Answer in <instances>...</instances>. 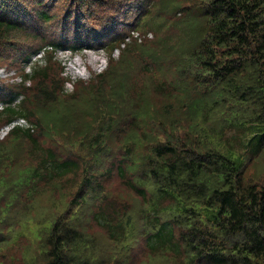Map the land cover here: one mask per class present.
<instances>
[{"label":"trees","instance_id":"obj_1","mask_svg":"<svg viewBox=\"0 0 264 264\" xmlns=\"http://www.w3.org/2000/svg\"><path fill=\"white\" fill-rule=\"evenodd\" d=\"M20 3L24 8L14 7ZM91 3L112 7L107 15H98L97 9L87 10ZM153 3H141L144 8L135 18L138 34L125 36L120 30L112 38L99 37L110 56L96 78L108 81V87L90 83L80 93L79 82L73 95L64 92L67 78L60 81L50 68L55 63L51 53L68 39L47 40L46 25L62 18L69 21L75 38L87 32L99 35L103 25H93L90 31L81 23L85 18L101 23L117 16L127 1L0 0V61H16L23 68L39 51L44 54L43 65L34 61L30 72L16 69L22 75L17 85L0 84L4 103L0 124L15 117L28 122L0 140V163L5 165L0 168V207L11 208L26 179L46 182L74 175L81 181L83 200V182L93 184L97 208L84 221L118 241L122 254L117 264L129 263L126 248L119 247L123 234L127 245L139 234L152 253L176 250L187 257V264H264V0H190L182 10L191 6L197 10L190 19L197 24L192 38L198 40L191 51L171 55L167 62L171 76L161 73L157 44L147 40L142 29L145 24L157 27L156 11L148 14ZM35 22L40 23L38 29L29 31ZM117 23L104 24L114 29ZM20 38L36 42L20 44ZM115 49H120L117 59L111 56ZM161 50L163 56L166 50L163 46ZM152 64L158 72L153 70L142 80L135 75ZM27 79L31 84L26 85ZM20 94L23 98L14 102ZM35 103L47 113L54 111L55 121H63L66 108L77 115L76 104L88 107L93 118L100 119L99 114L106 119L93 135L90 129L79 136L61 130L59 137L72 133L78 148L77 153L60 157L43 143H52L57 133L52 124L44 129L40 120L45 112L38 115ZM68 122L78 124L74 119ZM98 154L103 158L92 164ZM28 159L34 163L25 167ZM255 161L261 162L260 179L247 173ZM111 179L138 197L134 210L127 211L120 197L110 195ZM6 189L9 193H2ZM116 211L120 212L112 215ZM176 227L188 232L175 235ZM45 233L46 241L36 243L47 257L41 264H108L114 257L107 249L102 258L98 245L91 242L94 237L79 225L59 220ZM6 242L7 237L0 235V244Z\"/></svg>","mask_w":264,"mask_h":264},{"label":"rangeland","instance_id":"obj_2","mask_svg":"<svg viewBox=\"0 0 264 264\" xmlns=\"http://www.w3.org/2000/svg\"><path fill=\"white\" fill-rule=\"evenodd\" d=\"M126 1L127 4L119 6L120 8L117 12V16H109L101 23H96L92 19L85 18V21L81 23V28L87 27L90 31H94L93 25H103V32L99 33V35L87 32L85 36L83 33H80L81 37L84 36L83 38H75L69 21L63 22L64 20L62 18L56 20L54 24L46 25V28L48 27L46 30L47 40L68 39V41L65 42L67 44L59 47L61 50L55 51V54L53 52L51 53V58L55 63H52L50 67L54 77L59 76L60 81L66 77H69L70 81L72 80L70 83H65V93H71L73 95H77L76 91L83 93L82 88L86 89L90 83L96 84L99 88L108 87V81L102 78H96V75L107 67L106 65H108V58L110 56L109 47L103 45L104 42H101L99 37L104 35V37L109 39L120 30L126 31L125 36L132 33H134V35L138 34V32L134 30L137 28V19L135 18L140 15V8H144L141 3L147 2V0ZM153 1L154 3L148 14L150 15L153 11L154 13L156 11L154 22L157 24V27L153 28L152 25L146 26L145 24L142 26V29L147 32V40L154 39L155 44H157L156 49L159 50L160 56L156 62L163 61L160 68L161 73L165 76H171L167 66L168 60L172 58L171 55L175 52L185 53L186 51H191L198 40V37L192 38L197 24L190 19L197 14V10L192 8V6L184 11L182 10V7H185L190 0ZM14 7L24 8V5L20 3ZM111 7L112 4H109L107 7L102 6L98 8L97 4L91 3L88 5L87 10L97 9L96 13L98 15H107ZM53 12L59 14L57 8H54ZM6 13L11 14L7 10ZM108 21H118V23L114 25L115 28L113 29L112 26H106L104 24ZM39 24V22H35L33 26L27 29L29 31H32V29L37 30ZM141 36L144 38L142 33ZM35 42L36 41L31 38H20L19 43L33 44ZM147 43L150 46L154 45L150 41ZM68 44H75L77 47L75 50L76 52L68 50L70 48ZM162 46L166 50L163 56H161L163 53L161 50ZM120 49H115L111 54L114 59L120 56ZM40 65H43V62ZM173 68L174 74L175 67ZM16 69L21 74L24 70L20 63L16 65V61H9V59L1 60L0 84H9L10 86L17 85L20 80L17 78L19 73ZM153 70L158 72L155 64H152L144 71L138 70L135 75L140 80H142V78L146 79ZM61 71H63V73H61ZM134 72L136 71L133 70V73ZM75 77L80 78L75 82L81 83L76 91L74 89V86L76 88V83L73 82ZM55 81H57L56 85L60 86L59 80ZM65 98L67 97L64 95L61 96L62 100ZM78 99L81 98H76V100ZM33 106L34 110L37 108L38 115L45 112L39 108L36 103ZM74 106L77 115L66 108L62 113L63 121H55L54 111L45 112V115L41 116L42 120L40 121L44 129L45 127L49 128L52 124L54 132L57 133L52 143L49 140L43 143L44 145L52 146L60 157L77 153L76 150L78 148L77 144L74 142L75 138L72 136V133L71 136L66 135L65 137H59L62 136V134H60L61 130L70 131L73 132L75 136H79L82 132L86 133L90 129L93 135L100 129L99 122L102 123V121L106 119L105 116L99 114L98 116L100 119L93 118L92 115L87 113L88 107L86 108L84 105L76 104ZM71 119L77 120L78 124H71L68 122ZM7 128V126L0 128V140L7 138ZM110 145L112 148L116 146L115 139L111 140ZM23 146L24 148H29L26 142H23ZM102 158L103 155L98 154L93 157L91 162L93 164L95 161L101 160ZM33 163L34 161L29 159L27 162H23L25 167ZM4 166V163H0V168H4ZM247 173L252 176L253 179H260L262 175L261 162L255 161L250 164ZM78 183L80 184L81 181H79V178H75L74 175H72L71 178L65 176L62 179L56 180L50 178L46 182L30 178L21 183L20 192L18 194L19 197L15 200L11 208L6 210V208L0 207V220H2V222H0V235L7 237V242L0 244V264H41L45 262L47 257H45V253L37 248L36 243L46 241L45 231L51 232L53 225L59 220H61L62 223L66 222L79 225L83 231L94 237V241L91 240V242H93V247L94 243L98 245V248L102 251V258H105V251L111 249L108 252L114 254V257H112V260H110L108 264H117L116 260H121L119 254L122 253L118 251V241L108 237L105 231L95 223L84 221L87 219L89 220L91 213L97 208V201L92 195L93 184L91 185L89 182H83L82 185L86 188L85 200H83L79 193ZM108 189L111 191V196L121 198L122 201L119 203L128 205L127 211L134 210L140 204L138 197L123 185L120 186L115 179L109 181ZM2 193L8 194L9 191L6 189L3 190ZM7 200L9 199H6V201ZM74 200L82 202L77 206ZM1 203V205H3L4 201ZM117 212L120 211H116L112 215H115ZM43 225H45L47 229L42 228ZM174 231L175 235L179 234V236L188 232L187 229L180 227H176ZM134 232L135 231H133V234ZM125 238L126 235L123 234V237L119 240V247L121 249L122 247L126 248L124 252L128 255V264H187V257L176 250L152 253L150 249L145 247L143 237L139 234L131 238L128 245L125 244ZM42 245L45 251H48L49 247L43 243Z\"/></svg>","mask_w":264,"mask_h":264}]
</instances>
